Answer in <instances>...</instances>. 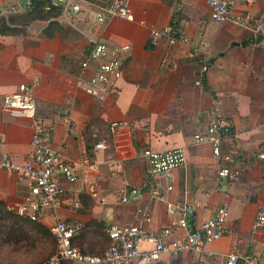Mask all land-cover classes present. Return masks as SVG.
Segmentation results:
<instances>
[{"label": "crops", "instance_id": "obj_1", "mask_svg": "<svg viewBox=\"0 0 264 264\" xmlns=\"http://www.w3.org/2000/svg\"><path fill=\"white\" fill-rule=\"evenodd\" d=\"M23 2L0 0V9ZM128 4L132 20L113 19L92 32L88 16L61 23L69 32L51 39L39 38L47 21L11 26L18 31L0 34V155L16 162L28 158L30 120L3 112L1 105L17 85L37 81L36 115L51 126V148L76 169L78 177L64 185L60 207L55 212L45 209L36 221L49 229L54 215L80 222L83 228L73 245L86 254L109 245L108 223L141 222L151 230L170 226L176 219L147 190V168L139 152L142 147L180 148L185 163L172 171L173 188L164 199L195 205L192 229L226 203L228 234L207 243L200 254L163 256L160 264H224L233 246L248 259L237 264H264V226L251 229L259 207H264V158L258 157L264 155V32L254 35L230 23L213 22L204 0H128ZM242 9L263 14L264 0ZM166 25H179L188 41L151 47L150 29ZM91 34L111 46H129L116 87L102 103L76 86ZM213 108L232 127V134L221 142L219 158L207 145H192V136L205 130ZM113 121L132 122L133 128L121 130L114 141L108 132ZM102 139L109 147L96 149ZM221 167L237 171V178L221 180L217 174ZM127 188L139 193L122 203ZM28 191L25 180L0 171V205L5 210L22 203ZM139 208L147 211L145 220L137 213ZM101 236L107 244L100 247L94 239Z\"/></svg>", "mask_w": 264, "mask_h": 264}, {"label": "built area", "instance_id": "obj_2", "mask_svg": "<svg viewBox=\"0 0 264 264\" xmlns=\"http://www.w3.org/2000/svg\"><path fill=\"white\" fill-rule=\"evenodd\" d=\"M50 6L60 8L57 20L60 23L71 24L73 20L83 21L91 16L90 30L113 20H132L133 13L128 0H110L103 6H97L84 0H47ZM259 0H204L209 10L210 19L216 23H230L259 35L264 32V13L254 15L248 7ZM31 0H24L21 5L11 6L7 10L0 9V15L9 13H23L30 7ZM45 9H48L46 6ZM89 50L86 58L80 63V71L76 78V86L96 99L105 102L113 93L116 82L121 75L122 62L128 45L111 46L95 38L89 37ZM187 37L182 33L179 25H166L161 28H151L149 31V44L159 47L162 43L173 46L178 42L186 43ZM163 59L161 65L166 64ZM202 71H206L202 67ZM199 85L197 81L195 83ZM37 81L19 84L16 89L5 96L1 110L5 113L19 114L30 120L31 141L30 154L22 162L14 161L7 154L0 155V171L13 173L18 179L27 182L29 191L22 203L14 208L18 217L29 218L36 221L45 209L55 212L61 205L65 193V184L77 181V171L64 160L59 151L51 148L52 128L42 118L36 115V104L33 97V88ZM133 123L128 121H113L108 125V132L117 138L121 130L130 131ZM232 134L229 123L217 109L210 111V120L205 130L192 136L193 146L207 145L214 157H220L222 140ZM109 147L105 139L95 145L96 149L104 150ZM140 157L147 168V190L152 191L155 199L163 201L166 212L175 217L170 226L156 230L147 229L143 223L120 225L108 223L105 232L109 245L99 255L82 253L73 245V239L83 228L80 222L60 220L56 215L50 226L52 237L56 246L55 252L47 258L44 264H61L69 261L73 264H160L163 256L176 257L183 254H200L207 243L216 241L228 234L226 226L228 209L226 203L220 204L198 229L191 228V220L196 211L195 205L186 200L174 202L164 199V195L173 188L171 173L185 163L184 152L180 148L156 151L150 147L140 149ZM260 159L264 158L261 154ZM115 174V173H113ZM221 180L236 179L237 171L229 167L218 170ZM114 176V175H113ZM136 188L124 189L120 201L127 203L137 197ZM77 208V203L74 204ZM140 218H147V211L137 209ZM264 226V207L259 210L252 222L253 231ZM181 230L183 235L174 236V232ZM144 243L150 244L144 248ZM242 259L235 246L226 254L224 264H237Z\"/></svg>", "mask_w": 264, "mask_h": 264}, {"label": "trees", "instance_id": "obj_3", "mask_svg": "<svg viewBox=\"0 0 264 264\" xmlns=\"http://www.w3.org/2000/svg\"><path fill=\"white\" fill-rule=\"evenodd\" d=\"M85 1L97 6H103L107 4L110 0H103L105 2H99L98 0H85ZM46 6L48 7V9H45ZM59 14H60V8L55 6H50L47 0H31L29 9L24 11L21 15L10 16L7 19L0 18V34L7 35L18 31V29H15L11 26H16V25L26 26L34 21H47L48 23L46 27L42 29L39 38L51 39L54 37L56 33L62 34L65 31L69 32L68 27L66 28L62 26L61 23L57 20ZM86 56L84 57V59L86 58ZM231 131H232V127H231ZM11 218L12 219L14 218L18 222V227L17 229L15 228L12 231H10V233L8 231L9 233L8 238L15 236V234L12 233L13 231L21 232V230H24L22 224L26 222L28 226L30 224V227L32 229L50 238L51 241L54 243L51 230L46 226H44L42 223H40L39 221H31L29 218L17 217L15 214L13 213L11 214L9 211L5 210L4 206L0 205V222H4ZM55 250H56V246H55ZM53 253H50V256ZM61 264H73V263L69 261H63Z\"/></svg>", "mask_w": 264, "mask_h": 264}, {"label": "rangeland", "instance_id": "obj_4", "mask_svg": "<svg viewBox=\"0 0 264 264\" xmlns=\"http://www.w3.org/2000/svg\"><path fill=\"white\" fill-rule=\"evenodd\" d=\"M22 225L24 230L13 231L15 236L8 238L10 231L17 229L18 222L14 218L0 222V264H44L50 253L55 251V245L50 238L32 229L26 222ZM95 239L100 247L103 243L107 244L105 237L101 236V240ZM105 247L106 245L92 254H101Z\"/></svg>", "mask_w": 264, "mask_h": 264}]
</instances>
